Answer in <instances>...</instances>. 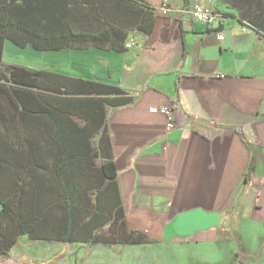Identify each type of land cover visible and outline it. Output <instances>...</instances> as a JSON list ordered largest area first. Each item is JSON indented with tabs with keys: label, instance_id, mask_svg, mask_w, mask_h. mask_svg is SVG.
Returning <instances> with one entry per match:
<instances>
[{
	"label": "crops",
	"instance_id": "crops-1",
	"mask_svg": "<svg viewBox=\"0 0 264 264\" xmlns=\"http://www.w3.org/2000/svg\"><path fill=\"white\" fill-rule=\"evenodd\" d=\"M148 1L153 31H132L130 48L65 55L76 65L71 75L135 95L109 110L108 128L127 226L149 242L20 236L0 264L40 263L42 253L28 250L47 242L58 243L44 258L54 264H177L174 247L216 246L226 253L204 264H264V0H200L220 13L213 26L192 18V0ZM161 106L173 108L171 130Z\"/></svg>",
	"mask_w": 264,
	"mask_h": 264
},
{
	"label": "trees",
	"instance_id": "trees-1",
	"mask_svg": "<svg viewBox=\"0 0 264 264\" xmlns=\"http://www.w3.org/2000/svg\"><path fill=\"white\" fill-rule=\"evenodd\" d=\"M155 19L148 0H0V122L9 115L20 133L9 141L0 132L1 257L20 236L149 242L127 226L108 128L109 110L135 95L97 79L7 64L3 54L6 41L37 51H122L132 31L150 34Z\"/></svg>",
	"mask_w": 264,
	"mask_h": 264
},
{
	"label": "rangeland",
	"instance_id": "rangeland-1",
	"mask_svg": "<svg viewBox=\"0 0 264 264\" xmlns=\"http://www.w3.org/2000/svg\"><path fill=\"white\" fill-rule=\"evenodd\" d=\"M69 49H62L59 51H37L33 49L31 46H27L25 48H18L13 45L11 42L6 41L4 44V54H3V62L11 63V64H19V65H29L38 68L51 69L54 71L68 73L71 74L75 72V64L72 63L65 54H69ZM2 124V125H1ZM19 123L16 119H10L9 115L6 117V121L0 122V132L3 137L9 141H14L19 138L20 133L17 131ZM124 207V211H125ZM155 211H160L162 209H153ZM126 214V211H125ZM38 242V241H37ZM41 243V242H39ZM49 246H40L41 251H37V247L35 245H31L28 251H35L38 253H42L41 256H38V261L40 263L45 264H54L52 261L45 262V257L47 255L48 259H51L53 254L55 253L54 249L58 246V243L47 242ZM57 244V245H56ZM64 245V244H61ZM39 247V248H40ZM226 246H216L210 247L208 249H198L197 247L193 249H187L183 253L178 251L177 247H174V251L177 252L176 261L177 264H204L203 257L214 256L215 258H220L219 255L226 253ZM179 252V253H178ZM68 255L66 250H63L62 256L63 258ZM193 257L192 261L188 262V256ZM198 257V259H197ZM197 260H201L197 262ZM37 263V264H40ZM229 264V263H227Z\"/></svg>",
	"mask_w": 264,
	"mask_h": 264
},
{
	"label": "built area",
	"instance_id": "built-area-1",
	"mask_svg": "<svg viewBox=\"0 0 264 264\" xmlns=\"http://www.w3.org/2000/svg\"><path fill=\"white\" fill-rule=\"evenodd\" d=\"M163 10L166 11L165 6H163ZM190 14L193 19L204 23L205 25H216L220 22L221 15L215 9L210 6H203L200 0H192ZM217 38L221 40L223 38L221 33L217 34ZM125 48L131 47V41L125 42ZM165 117V127L166 130H171L174 124L173 118V108L171 106H161L156 109Z\"/></svg>",
	"mask_w": 264,
	"mask_h": 264
},
{
	"label": "water",
	"instance_id": "water-1",
	"mask_svg": "<svg viewBox=\"0 0 264 264\" xmlns=\"http://www.w3.org/2000/svg\"><path fill=\"white\" fill-rule=\"evenodd\" d=\"M2 209V205L0 204V210Z\"/></svg>",
	"mask_w": 264,
	"mask_h": 264
}]
</instances>
